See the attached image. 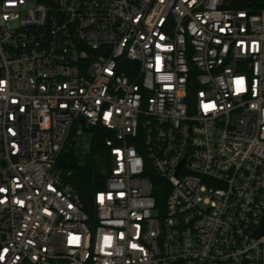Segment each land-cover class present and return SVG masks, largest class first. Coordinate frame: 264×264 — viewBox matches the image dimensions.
I'll use <instances>...</instances> for the list:
<instances>
[{"label": "built area", "instance_id": "obj_1", "mask_svg": "<svg viewBox=\"0 0 264 264\" xmlns=\"http://www.w3.org/2000/svg\"><path fill=\"white\" fill-rule=\"evenodd\" d=\"M0 264H264V0H0Z\"/></svg>", "mask_w": 264, "mask_h": 264}, {"label": "trees", "instance_id": "obj_2", "mask_svg": "<svg viewBox=\"0 0 264 264\" xmlns=\"http://www.w3.org/2000/svg\"><path fill=\"white\" fill-rule=\"evenodd\" d=\"M88 135V150L80 154L74 149L62 153L60 163L71 170L69 183L77 192L84 211L89 213V206L94 192L103 186V176L95 169L94 159L96 154H106V147L103 144L109 133L99 127H91L84 130Z\"/></svg>", "mask_w": 264, "mask_h": 264}, {"label": "rangeland", "instance_id": "obj_3", "mask_svg": "<svg viewBox=\"0 0 264 264\" xmlns=\"http://www.w3.org/2000/svg\"><path fill=\"white\" fill-rule=\"evenodd\" d=\"M86 137L85 136H80L77 138V142H81V148L80 152L85 153L88 150L87 143H86ZM94 164H95V169L99 173H103L107 171L108 169V163H107V155H100L96 154L95 159H94Z\"/></svg>", "mask_w": 264, "mask_h": 264}, {"label": "water", "instance_id": "obj_4", "mask_svg": "<svg viewBox=\"0 0 264 264\" xmlns=\"http://www.w3.org/2000/svg\"><path fill=\"white\" fill-rule=\"evenodd\" d=\"M78 122H79V123H82V119L79 118V119H78ZM262 231H263V228L261 229V231H260L259 233H262Z\"/></svg>", "mask_w": 264, "mask_h": 264}]
</instances>
